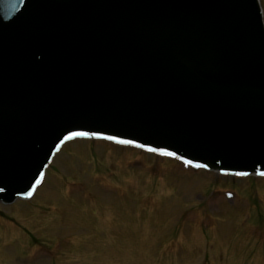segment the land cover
<instances>
[{"label": "water", "instance_id": "1", "mask_svg": "<svg viewBox=\"0 0 264 264\" xmlns=\"http://www.w3.org/2000/svg\"><path fill=\"white\" fill-rule=\"evenodd\" d=\"M90 140L264 176L258 0H0V206L66 143L259 180Z\"/></svg>", "mask_w": 264, "mask_h": 264}, {"label": "rangeland", "instance_id": "2", "mask_svg": "<svg viewBox=\"0 0 264 264\" xmlns=\"http://www.w3.org/2000/svg\"><path fill=\"white\" fill-rule=\"evenodd\" d=\"M0 264H264V179L63 146L31 200L0 206Z\"/></svg>", "mask_w": 264, "mask_h": 264}]
</instances>
